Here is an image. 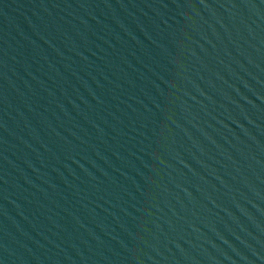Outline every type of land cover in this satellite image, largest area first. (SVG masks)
<instances>
[{"label": "water", "instance_id": "obj_1", "mask_svg": "<svg viewBox=\"0 0 264 264\" xmlns=\"http://www.w3.org/2000/svg\"><path fill=\"white\" fill-rule=\"evenodd\" d=\"M0 264H264V0H0Z\"/></svg>", "mask_w": 264, "mask_h": 264}]
</instances>
